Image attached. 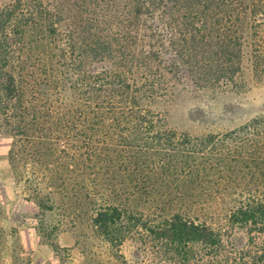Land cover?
I'll return each mask as SVG.
<instances>
[{
	"label": "trees",
	"instance_id": "16d2710c",
	"mask_svg": "<svg viewBox=\"0 0 264 264\" xmlns=\"http://www.w3.org/2000/svg\"><path fill=\"white\" fill-rule=\"evenodd\" d=\"M248 39L264 43V0H0V134L28 197L52 209L51 190L89 171L93 229L116 251L264 264V111L193 141L159 111L178 83L232 85ZM180 172L200 175V200L172 195Z\"/></svg>",
	"mask_w": 264,
	"mask_h": 264
},
{
	"label": "rangeland",
	"instance_id": "374dc122",
	"mask_svg": "<svg viewBox=\"0 0 264 264\" xmlns=\"http://www.w3.org/2000/svg\"><path fill=\"white\" fill-rule=\"evenodd\" d=\"M254 40L245 42L242 69L232 85L198 88L178 83L172 87L173 96L160 104L159 111L166 125L180 138L189 134L193 141L207 134L221 135L264 111V67L256 70L252 60L255 44H262L259 47L262 51L264 43L261 39ZM11 146L12 138L0 134L1 264H124L117 254H123L128 264L155 263L153 254H144L145 250L137 243L126 242L116 251L96 234L91 221L93 203L100 202L103 189L93 190L89 171L67 176L65 182L70 190L67 194L46 188L45 192L54 193L53 208H40L28 197L25 183L16 178L9 159ZM179 174L166 178L172 195L200 200V175L186 179L181 177L183 172ZM60 183L62 180H58L57 184ZM149 206L142 203L139 208L146 214L155 212ZM221 211L220 217L225 214ZM189 212L200 220V203H190Z\"/></svg>",
	"mask_w": 264,
	"mask_h": 264
}]
</instances>
